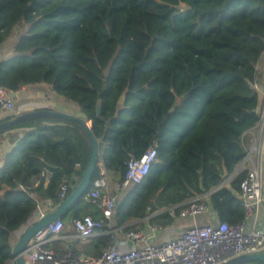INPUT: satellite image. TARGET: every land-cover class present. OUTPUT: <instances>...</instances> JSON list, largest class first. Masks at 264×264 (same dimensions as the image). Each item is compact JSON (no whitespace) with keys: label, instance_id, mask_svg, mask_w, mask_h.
<instances>
[{"label":"trees","instance_id":"trees-1","mask_svg":"<svg viewBox=\"0 0 264 264\" xmlns=\"http://www.w3.org/2000/svg\"><path fill=\"white\" fill-rule=\"evenodd\" d=\"M5 42L13 50L0 58L4 88L45 83L79 106L100 146L91 180L98 163L120 180L130 156L155 146L148 173L117 200L118 225L158 209L149 222L168 224L169 208L203 193L219 220L243 217L245 171L229 185L222 180L246 154L243 133L260 120L255 83L264 0H0ZM25 122L31 127L0 165V264L12 257L11 233L40 201L58 203L61 184L75 176L67 196L90 155L78 124L52 116ZM47 168L45 183L39 174ZM93 205L82 195L66 215L103 218L88 211ZM108 242V234L97 236L93 254Z\"/></svg>","mask_w":264,"mask_h":264},{"label":"built area","instance_id":"built-area-1","mask_svg":"<svg viewBox=\"0 0 264 264\" xmlns=\"http://www.w3.org/2000/svg\"><path fill=\"white\" fill-rule=\"evenodd\" d=\"M9 90L0 84V108L20 113L14 108L13 97ZM156 157L153 145L138 157L130 156L125 162L123 177L117 182L119 188L130 183H139L148 173ZM245 157V156H244ZM43 182L47 183L52 175L50 169L40 172ZM39 178L35 179V183ZM109 176L106 167L98 163L97 173L89 188L84 192L86 201L97 203L103 218L91 215L72 217L70 223L75 234L86 238L96 232L109 235V242L100 254H78L67 246L54 249L50 243L61 237L63 221L58 218L34 232L23 252L25 264H221L231 258L253 252H264V228L260 225L262 204V174L258 166L253 165L245 171L240 180L239 189L243 206V217L234 223L218 220L215 223L195 224L182 230L176 237L160 243L148 241V238L160 228L150 224L146 229H128L112 222L117 197L107 191ZM67 182L60 186L58 198L66 197ZM210 207L204 194L190 198L177 211L171 208L172 216H195ZM44 213H40L41 217ZM117 234L126 241L139 242L128 249L119 247ZM7 264H14L10 259ZM251 264H261L257 261Z\"/></svg>","mask_w":264,"mask_h":264},{"label":"crops","instance_id":"crops-1","mask_svg":"<svg viewBox=\"0 0 264 264\" xmlns=\"http://www.w3.org/2000/svg\"><path fill=\"white\" fill-rule=\"evenodd\" d=\"M13 38L14 37H12L11 39ZM11 39L8 40V42H10ZM8 42H5L0 45V58L12 52L13 49L9 47ZM256 68L258 72L255 86L258 93L257 111L260 115V120L256 125H254L243 133L242 138L246 152L245 157L237 164L235 170L232 173L224 177V179L222 180V184L224 185H229V182L235 175H237L239 172L246 171L253 165L258 166L262 174L264 165V51L261 54L258 62L256 63ZM10 95L13 97L14 108L16 110H19L20 112L32 110L35 108L48 107L53 109L64 110L69 113L82 116L80 113L79 106L76 103L68 101L63 96L55 93L54 90L51 88V85L49 84L41 83L22 86L18 90L11 91ZM8 112L10 111L0 108V118L4 117ZM30 127L31 125L29 123L21 122L12 125L8 129L0 133V165L4 162L7 153L16 143L18 138H20ZM107 171L109 176V185L107 191L111 194H114L118 200L124 188L121 189L117 185V182L119 180L117 172L115 170L110 169H108ZM74 178L66 181L68 186L72 185V180ZM203 194L204 196H207L208 193ZM60 202L61 200L59 199L58 203H53L52 200L48 198H45L44 200L40 201V203L38 204V208L34 213V216L22 226H20V228L11 233V244L13 245L16 242L18 236L22 233L25 227H27L30 223L34 222L39 218L40 213H47L53 210ZM171 208H169L170 214ZM87 209L89 212L95 213L96 215L100 214L101 212L100 207L97 203L96 205H93L91 207L88 206ZM162 210L163 209L155 210L148 214V216L143 218H134L130 220L127 224H123L122 226L125 225V227L128 229H146L151 224L148 218L160 213ZM66 212L60 217V219L63 221L61 237L53 240L50 243V246L58 250L63 249L67 246H71L78 254H93L97 252L98 248H96L94 245V239L97 236H100L101 234L105 233L96 232L86 238H81L77 236L70 223V217L66 215ZM172 217V222L165 225L155 222L154 224L159 225L160 228L157 232L150 236V238H148V241L160 243L164 240L176 237L182 230L192 225H202L208 223L213 224L219 220L216 212L212 209L211 206L206 211H203L195 216ZM112 222L114 225H118L114 214ZM260 225L264 228V180H262V204L260 209ZM117 239L120 241L119 247L123 250L139 244V242L127 240L125 241L120 234H117ZM251 263L252 262L245 264Z\"/></svg>","mask_w":264,"mask_h":264},{"label":"water","instance_id":"water-1","mask_svg":"<svg viewBox=\"0 0 264 264\" xmlns=\"http://www.w3.org/2000/svg\"><path fill=\"white\" fill-rule=\"evenodd\" d=\"M97 111H100V106H97ZM39 116H52V117H60L71 122L78 124L85 135L87 136L90 143V155L86 168L83 170V173L76 183V185L72 188L69 194L61 200V202L51 211L44 213L41 217H39L34 222L30 223L27 227L24 228L22 233L18 236L16 242L12 245L11 248V259L14 264H25L23 258V252L27 247V243L30 237L34 234L38 229L47 226L54 220L60 218L70 207L72 204L79 198L82 197L84 192L89 188L91 184L92 175L95 170V165L97 162V157L100 152L99 142L96 137L93 135L89 123L85 120L84 117L69 113L60 109H53L48 107L35 108L32 110H27L24 112H20L15 114L12 117L4 119L0 121V130H6L12 125L28 121L32 118ZM257 261L261 264H264V252H253V253H244L237 255L226 263L221 264H245L249 262Z\"/></svg>","mask_w":264,"mask_h":264},{"label":"rangeland","instance_id":"rangeland-1","mask_svg":"<svg viewBox=\"0 0 264 264\" xmlns=\"http://www.w3.org/2000/svg\"><path fill=\"white\" fill-rule=\"evenodd\" d=\"M21 26H23V25H18V28L17 29H15L16 31H15V33H16V35H17V33H20V31H22L23 30V27H21ZM21 27V28H20Z\"/></svg>","mask_w":264,"mask_h":264}]
</instances>
